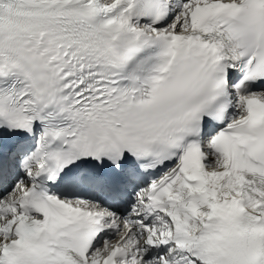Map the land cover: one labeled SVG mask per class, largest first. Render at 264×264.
Here are the masks:
<instances>
[{
  "label": "snow or ice",
  "instance_id": "obj_1",
  "mask_svg": "<svg viewBox=\"0 0 264 264\" xmlns=\"http://www.w3.org/2000/svg\"><path fill=\"white\" fill-rule=\"evenodd\" d=\"M0 264H264V0H0Z\"/></svg>",
  "mask_w": 264,
  "mask_h": 264
}]
</instances>
